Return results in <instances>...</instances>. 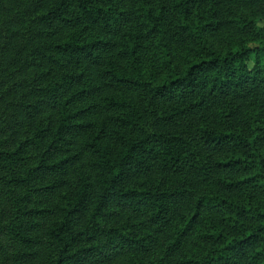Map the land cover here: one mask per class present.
Here are the masks:
<instances>
[{
    "label": "trees",
    "instance_id": "16d2710c",
    "mask_svg": "<svg viewBox=\"0 0 264 264\" xmlns=\"http://www.w3.org/2000/svg\"><path fill=\"white\" fill-rule=\"evenodd\" d=\"M264 0H0V264H264Z\"/></svg>",
    "mask_w": 264,
    "mask_h": 264
},
{
    "label": "rangeland",
    "instance_id": "374dc122",
    "mask_svg": "<svg viewBox=\"0 0 264 264\" xmlns=\"http://www.w3.org/2000/svg\"><path fill=\"white\" fill-rule=\"evenodd\" d=\"M263 59H264V58H263ZM116 262H117V261H115V262L113 261V263H111V264H115Z\"/></svg>",
    "mask_w": 264,
    "mask_h": 264
}]
</instances>
